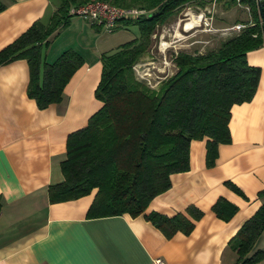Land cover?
I'll list each match as a JSON object with an SVG mask.
<instances>
[{
  "label": "crops",
  "instance_id": "obj_1",
  "mask_svg": "<svg viewBox=\"0 0 264 264\" xmlns=\"http://www.w3.org/2000/svg\"><path fill=\"white\" fill-rule=\"evenodd\" d=\"M243 2L238 4L245 8ZM58 4L11 1L0 11V50L35 20L48 21ZM111 32L72 16L50 41L46 60L71 48L83 63L66 83L62 101L45 108L27 94L26 59L0 65V264H160L158 258L161 264H234L229 241L260 206L258 191L264 188V45L247 52L248 62L261 69L258 86L252 99L232 105L231 141L218 145L215 164H206L207 137L192 139L189 169L173 172L170 187L144 211L171 216L193 204L203 214L189 233L166 237L144 213L88 217L96 189L75 199L49 200L48 186L63 179L68 134L85 126L102 105L95 96L101 54L125 42ZM220 196L238 206L228 220L212 209ZM259 248L264 251V230L255 243ZM253 264H264V257Z\"/></svg>",
  "mask_w": 264,
  "mask_h": 264
},
{
  "label": "trees",
  "instance_id": "obj_2",
  "mask_svg": "<svg viewBox=\"0 0 264 264\" xmlns=\"http://www.w3.org/2000/svg\"><path fill=\"white\" fill-rule=\"evenodd\" d=\"M11 1L0 0V11ZM88 1L59 0L48 21L35 20L0 50V65L18 58L27 60V94L39 108L62 101L66 83L83 63L82 56L71 48L53 61L46 60L45 50L74 16L70 8ZM106 1L145 11L120 21L118 28L138 26L134 38L101 54L102 71L95 96L102 105L85 126L68 134L66 157L61 162L63 179L48 186V197L51 202H59L96 189L88 217L137 216L157 194L170 187L173 172L189 169L192 139L207 137L208 166L216 162L218 145L231 141V107L252 99L258 86L261 69L248 62L247 52L264 45V3L244 0L253 23L245 22L246 26L218 47L205 52L176 51L172 58L176 70L156 88L134 70L149 50L156 27L171 20L187 4L204 6L207 0ZM226 184L245 196L233 182ZM258 197L260 206L229 241L237 255L234 264H253L264 257L262 249H254L264 230V188L258 191ZM212 209L228 220L238 206L220 196ZM202 214L191 204L171 216L158 211L144 216L171 237L177 231L189 233Z\"/></svg>",
  "mask_w": 264,
  "mask_h": 264
},
{
  "label": "rangeland",
  "instance_id": "obj_3",
  "mask_svg": "<svg viewBox=\"0 0 264 264\" xmlns=\"http://www.w3.org/2000/svg\"><path fill=\"white\" fill-rule=\"evenodd\" d=\"M199 12L205 13L209 23L203 22L205 17L199 20ZM252 20L250 10L239 5L237 0H207L204 6L191 2L182 7L171 20L156 27L149 50L134 65L135 73L138 77L144 75L150 78L151 82L147 83L157 88L163 78L176 70L172 59L176 51L205 52L216 48L222 40L239 32L228 28L238 22L248 24ZM187 22L193 23L189 29L185 28ZM111 33L117 37L123 36V41H126L133 34H138V26H123Z\"/></svg>",
  "mask_w": 264,
  "mask_h": 264
},
{
  "label": "built area",
  "instance_id": "obj_4",
  "mask_svg": "<svg viewBox=\"0 0 264 264\" xmlns=\"http://www.w3.org/2000/svg\"><path fill=\"white\" fill-rule=\"evenodd\" d=\"M244 0H237L239 4H244ZM255 2H264V0H254ZM245 8L250 10L249 5H245ZM145 10L137 7H124L113 4L106 0H90L88 2L79 4L77 6H72L70 8V13L74 16H80L82 18H86L91 20L93 23L102 26L106 31H113L121 25L122 19H133L142 14ZM199 20L205 24H207L208 19L205 13L199 12L197 14ZM209 23V22H208ZM253 23L252 21L249 22ZM246 23L238 22L234 24L232 27L228 28L235 29L240 31ZM141 79H144L147 82H151L150 78L141 75ZM152 86V85H151ZM157 263H162L160 258L155 260Z\"/></svg>",
  "mask_w": 264,
  "mask_h": 264
},
{
  "label": "bare ground",
  "instance_id": "obj_5",
  "mask_svg": "<svg viewBox=\"0 0 264 264\" xmlns=\"http://www.w3.org/2000/svg\"><path fill=\"white\" fill-rule=\"evenodd\" d=\"M192 25H193V23L191 24L190 22H187L186 23V25H185V28H191L192 27ZM179 35H181V34H179Z\"/></svg>",
  "mask_w": 264,
  "mask_h": 264
},
{
  "label": "water",
  "instance_id": "obj_6",
  "mask_svg": "<svg viewBox=\"0 0 264 264\" xmlns=\"http://www.w3.org/2000/svg\"><path fill=\"white\" fill-rule=\"evenodd\" d=\"M264 2H261V4H263Z\"/></svg>",
  "mask_w": 264,
  "mask_h": 264
}]
</instances>
